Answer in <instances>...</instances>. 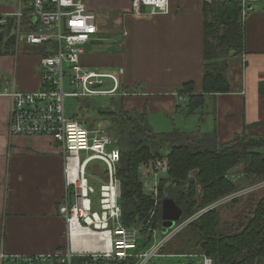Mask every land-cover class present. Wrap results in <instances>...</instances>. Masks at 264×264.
Returning <instances> with one entry per match:
<instances>
[{
	"label": "crops",
	"instance_id": "obj_1",
	"mask_svg": "<svg viewBox=\"0 0 264 264\" xmlns=\"http://www.w3.org/2000/svg\"><path fill=\"white\" fill-rule=\"evenodd\" d=\"M83 1L98 15L101 33L86 46L81 64L94 72L100 67L124 71L123 95L116 98L122 97L125 110L144 114L150 127L154 118L172 121L175 129L162 133L215 134L222 144L245 131L264 134V0L249 7L243 54L229 58L230 92L207 96L203 108L192 114L188 95L180 91L191 83L193 95L203 94L204 0H170L169 14H152L149 8L138 14L133 0ZM19 12L25 15V31L34 29L32 0H0V15L11 23L0 41V264L101 247L93 234L70 236L61 213L67 189L59 144L50 137L9 132L11 101L1 93L6 88L38 90L44 51L22 43L7 49Z\"/></svg>",
	"mask_w": 264,
	"mask_h": 264
},
{
	"label": "built area",
	"instance_id": "obj_2",
	"mask_svg": "<svg viewBox=\"0 0 264 264\" xmlns=\"http://www.w3.org/2000/svg\"><path fill=\"white\" fill-rule=\"evenodd\" d=\"M213 1L204 0L205 3ZM233 1L242 4V19L245 22L250 15L249 7L260 0ZM132 7L138 14L144 8H149L152 14H169L170 0H133ZM14 16L16 21L11 29V37L15 39L16 48L22 43L30 47H43L44 51L38 90L23 92L6 88L1 93L11 101L9 132L12 136L50 137L59 144L64 158L67 189L61 213L70 236L89 233L101 241V247L92 253L69 250L55 256L23 258L22 261L25 264H131L134 260V264H147L153 256H159V249L172 237L166 236L163 244L149 252L139 249L140 231L124 228L122 224V183L118 178L121 153L118 142L102 128L87 129L66 115L67 98L123 95L120 94L123 70L120 69L117 74L98 73L85 69L81 64L86 46L97 40L101 33L98 15L83 0H32L30 18L36 21L34 29L25 31V15L22 12ZM8 19L0 15V33L4 35L10 27ZM96 85H100L99 88H95ZM106 85H110V88L101 89ZM95 162L104 164V174L101 166L99 175L91 171L98 164H93ZM168 168L167 159H160L151 165V180L146 191L155 200L157 208L160 203V179ZM90 174L97 182L98 189L90 184ZM261 188H264V181L232 196H245ZM232 196L226 200L229 201ZM155 214L156 209L151 217ZM191 257L199 259L201 264H213L212 258L205 254Z\"/></svg>",
	"mask_w": 264,
	"mask_h": 264
},
{
	"label": "trees",
	"instance_id": "obj_3",
	"mask_svg": "<svg viewBox=\"0 0 264 264\" xmlns=\"http://www.w3.org/2000/svg\"><path fill=\"white\" fill-rule=\"evenodd\" d=\"M242 11V4L233 0L204 4L203 94L193 95L191 83L180 91L189 97L190 114L203 108L207 96L214 98L230 92L229 58L242 55L245 49ZM6 46L8 50L14 48L15 39L10 38ZM79 100L89 109L90 99ZM110 102L99 113L104 120H110L112 135L119 140L118 178L122 183L120 206L124 227L134 229L145 225L155 210V200L143 186L141 167L153 165L159 159H167L169 164L167 176L159 186L156 225L160 230L165 199L173 200L182 209L180 224L230 194L264 180V134L248 135L245 131L232 142L222 144L215 134L186 136L177 130L156 133L144 114L125 110L122 97L111 98ZM75 120L87 129L96 128L83 119ZM242 164L243 175L231 177L230 171ZM240 178L247 179L245 186L237 185ZM217 209L208 210L188 225L190 233L197 238L194 251L211 257L213 264H264V197L246 220L236 221L238 225L229 229V233L223 232ZM133 261L130 263L134 264Z\"/></svg>",
	"mask_w": 264,
	"mask_h": 264
},
{
	"label": "rangeland",
	"instance_id": "obj_4",
	"mask_svg": "<svg viewBox=\"0 0 264 264\" xmlns=\"http://www.w3.org/2000/svg\"><path fill=\"white\" fill-rule=\"evenodd\" d=\"M106 32H108V27L106 26ZM108 45L115 46L114 44L110 43L108 40ZM96 71L100 73H115L117 74L118 69L117 68H107V67H100L95 69ZM67 80V79H66ZM106 82H109L106 80ZM110 88V85H106L102 87L101 89H108ZM69 89V88H68ZM91 102H87L88 105L90 104L89 109L83 105V100L75 99V98H67L65 100V106H66V115L68 118H75V119H83V121L89 123L90 125L96 127V128H102L109 137H111L113 140L119 142L117 138H115L112 135V124L110 123V120H104L103 115L99 113V109H105L110 106L111 104V97L109 96H97L95 98H90ZM86 103V104H87ZM154 117V116H151ZM95 121H97L95 123ZM151 121V119H150ZM161 123L160 125H158ZM173 127V122L170 121L168 124L165 122H160V120L154 118L151 121V128L156 133H162V132H169L167 130H174L175 128L171 129ZM83 155V154H82ZM160 160V159H159ZM99 164L101 166V170L104 174L105 172V166L102 162H95L93 164ZM92 164V165H93ZM91 165V166H92ZM91 166L89 167V170L91 169ZM243 169L244 165H240L237 168L230 171L231 177H238L243 175ZM169 171V168H168ZM168 173V172H167ZM166 174H163L161 176L160 182L162 179H164ZM141 175L143 180V186L146 191V188H148V184L151 180V165L149 166H142L141 167ZM90 180V184L95 186L97 188V182L94 180L92 175L88 176ZM251 179H249L250 181ZM264 180L257 182L253 185L247 184L250 187L256 186L259 183L263 182ZM247 182V179L240 178L239 181H237V185L239 187L245 186ZM249 183V182H248ZM148 185V186H147ZM98 189V188H97ZM73 192V191H72ZM237 192V191H236ZM235 192V193H236ZM147 194H149L146 191ZM234 193L230 194L229 196L222 199L217 204H212L209 206V208H206L204 211L200 212L199 214L195 215L191 219H188L180 224H176L175 228L171 231H169L166 235H163L161 230L157 228L156 225V214H157V207L156 214L154 217H151L153 212H151L149 219L147 220L145 225H141L137 228L141 233V236L138 239V246L140 250H144L145 252H149L153 249L155 246H159L164 243V240L167 237H172L168 242H166L158 251L159 256H153L150 261L147 264H201V261L197 258L191 257L192 255H200L201 253H196L194 251V247H197V238L196 236H193L190 233V229L187 228L188 225L195 221V218L199 215H202L203 213L207 212L208 210H214L219 207L218 213L220 217V224L222 226V230L225 233H229V229H233L235 226L238 225L236 221H244L246 220V217L250 213V211L254 208V206L257 204V202L264 197V188L259 189L252 192V194H248L241 197H233ZM232 196L229 201L226 200L228 197ZM98 197H95V199ZM72 200L74 202V195H72ZM228 201V202H227ZM223 205V206H220ZM241 218V219H239ZM124 226V225H123ZM182 227V228H181ZM126 228V227H124ZM179 230L176 234V230ZM180 231L182 232L180 235ZM167 236V237H166ZM166 237V238H165ZM165 238V239H164ZM164 239V240H163ZM157 248V247H156Z\"/></svg>",
	"mask_w": 264,
	"mask_h": 264
},
{
	"label": "water",
	"instance_id": "obj_5",
	"mask_svg": "<svg viewBox=\"0 0 264 264\" xmlns=\"http://www.w3.org/2000/svg\"><path fill=\"white\" fill-rule=\"evenodd\" d=\"M4 33H0V41H3ZM100 85H96L95 88H99ZM94 174H100V165H94L91 169ZM183 218V211L177 206V204L171 199H165L162 203V234L166 235L169 231L173 230L176 224Z\"/></svg>",
	"mask_w": 264,
	"mask_h": 264
}]
</instances>
